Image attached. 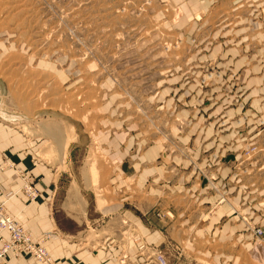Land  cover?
Segmentation results:
<instances>
[{
	"label": "rangeland",
	"instance_id": "1",
	"mask_svg": "<svg viewBox=\"0 0 264 264\" xmlns=\"http://www.w3.org/2000/svg\"><path fill=\"white\" fill-rule=\"evenodd\" d=\"M179 1L0 0V122L39 137L63 181L68 144L79 145L73 165L92 163L101 152L95 135L132 126L128 138H137L124 170H139L133 183L143 188L131 194L143 200L146 182L152 187L146 223L163 232L164 151L187 150L200 181L186 180L181 194L196 200L186 211L195 205L200 214L176 220L169 213L190 234L165 244L150 243L124 220L139 253L155 260L140 250L146 243L169 264H264V0H219L203 11ZM221 51L234 55L237 70L228 57L211 56ZM239 68L257 75L244 79ZM53 124L61 138L51 134ZM194 131L199 139L181 138ZM219 141L229 147L225 172L208 161L213 150L224 151ZM155 143L163 149L160 170L147 176L144 152ZM96 166L105 167L100 181L107 183L108 163ZM117 240L127 245L126 237ZM120 252L128 259L126 247Z\"/></svg>",
	"mask_w": 264,
	"mask_h": 264
},
{
	"label": "crops",
	"instance_id": "2",
	"mask_svg": "<svg viewBox=\"0 0 264 264\" xmlns=\"http://www.w3.org/2000/svg\"><path fill=\"white\" fill-rule=\"evenodd\" d=\"M179 2L180 4L186 3V10L192 9L193 11H203L211 4L217 3L216 5L219 6L224 3L219 0H180ZM211 56H226L231 60V62H227L228 66L235 65L236 67L232 66L234 70L238 68V63H233L234 55L230 56L225 51H221L214 52ZM239 70L244 73V79L250 74L257 75L255 69L246 71V69L239 68ZM178 76L180 77V75ZM254 78L247 81L251 88ZM183 85L180 84V86ZM254 91L257 90L252 88V92ZM220 108L221 106L217 107L219 111H221ZM118 121L114 125L120 127L123 122L122 120ZM57 127L56 124H53L50 130L56 139L63 136V132ZM132 128L128 125L126 129H120L115 133L101 132L95 135L94 138L98 141L97 148L101 152L100 154L98 152L96 160H93L92 163H89L88 159L87 163L85 159H82L81 164L73 165L77 151L74 148L79 145L68 144L65 147L68 156H66L65 180L63 181L59 177L62 174L54 170L53 166L43 158V143L39 137L34 134L26 135L22 131L9 128L8 125L0 122V188L12 192L10 199L6 202L7 212L35 240L45 232H55L60 235L58 240L49 238L44 241L45 248L59 264H154L139 253L138 246L132 239L134 234L131 228L129 225L126 227L122 224L126 223L124 220L135 221L150 243L163 244L164 242L165 244L171 239L181 241L182 236L190 234L187 228L185 230H181L180 227L175 228L176 224H171L172 219L169 218V213L176 220L180 219L182 215L187 218L186 220H189L195 210H198L196 215L200 214L199 207L195 208V205L186 211L187 208L184 206L190 205L196 200L184 199V195L181 194L186 186V180L200 181L197 169L194 166L189 167L191 161L189 158L186 159L188 157L187 150L180 149L175 151L177 152L175 154H168L167 151H164V211L166 208L167 212H164V232L154 230L146 223L147 214H152V187L147 188L146 182L145 197L143 200L142 198L138 200L131 192H136L137 187L143 188L142 184L133 183L136 179L134 173L139 170L134 172H125L124 170L127 166L125 157L129 155L128 148L132 149V144L137 138V135L128 138ZM199 137L200 134L194 131L187 137L181 138L187 141L191 138L199 139ZM213 144L215 145L214 141L210 145ZM216 147L224 151L213 150L208 157L209 166L217 167L219 165L221 172H225L229 170L230 160H227L229 147L224 146L221 141ZM162 151V147L159 148L155 143L144 152L146 154L143 171L147 176L160 170L156 160L161 156ZM98 160L109 165L106 170L111 172V178L107 180V183L104 180L100 181L105 167L101 169L96 166ZM67 164L71 166L70 172ZM74 166H76L75 170ZM133 166L136 169L139 163L138 166ZM100 169L103 171L102 173ZM190 170L191 172H185ZM21 173L30 179L37 190L36 199H31L23 192L24 190H21L23 184ZM106 190H108L107 195L102 194ZM5 198L2 197L3 200ZM203 200L204 204L211 201L210 198H203ZM198 201L201 202V198ZM170 226L173 227L170 228ZM9 236V231H0V253L4 247L3 241L9 239ZM120 236L127 239V245L124 247L119 242L116 243ZM125 247L128 249L130 258L124 263L121 260L120 251ZM188 248L194 249L193 244H189ZM0 264L41 263L29 254L16 255L9 251L0 256Z\"/></svg>",
	"mask_w": 264,
	"mask_h": 264
},
{
	"label": "built area",
	"instance_id": "3",
	"mask_svg": "<svg viewBox=\"0 0 264 264\" xmlns=\"http://www.w3.org/2000/svg\"><path fill=\"white\" fill-rule=\"evenodd\" d=\"M25 184L21 187V190L26 193L31 199H34L37 193V190L31 183L30 179L27 177H23ZM12 192H7L6 190L0 188V231L7 230L10 233V239H6L3 241L4 247L0 253V256L5 255L7 252L12 251L16 255L21 253L26 254H33L38 257L43 264H59L56 260H52L47 254L44 252L43 248L41 247L42 242L46 240L45 236H51L54 238L55 236L51 232H45L44 235L41 237V241H36L27 232V230L17 222V220L10 216L7 213L6 209V202L10 199ZM2 197H6L4 200ZM150 247V248H149ZM140 250L142 251H151L150 254L154 253L155 260L152 259L150 261H154L155 264H169L165 254L159 251L156 248H151V246L147 245L146 243L141 244ZM153 250L155 252H153ZM149 257V256H148ZM128 255V259H129ZM128 259L122 261L125 263Z\"/></svg>",
	"mask_w": 264,
	"mask_h": 264
},
{
	"label": "bare ground",
	"instance_id": "4",
	"mask_svg": "<svg viewBox=\"0 0 264 264\" xmlns=\"http://www.w3.org/2000/svg\"><path fill=\"white\" fill-rule=\"evenodd\" d=\"M8 213V212H7ZM9 214V213H8ZM10 215V214H9ZM11 216V215H10ZM44 235V234H43ZM42 235V236H43ZM44 238H46V239H49V238H52L51 236H45ZM55 238V237H54ZM44 242V241H43ZM42 242V243H43ZM41 247L43 248V250H44V252L47 254V256H49L52 260H54L53 258H52V256L47 252V249L45 248V246L43 247V245H41ZM31 255H33V254H31ZM33 256H35V255H33ZM36 257V256H35ZM37 258V260H39V262L41 263V264H43V262L38 258V257H36Z\"/></svg>",
	"mask_w": 264,
	"mask_h": 264
}]
</instances>
